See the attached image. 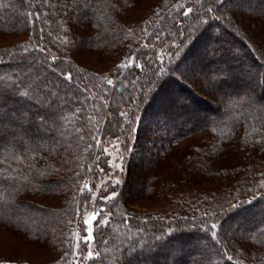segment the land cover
<instances>
[{
  "label": "trees",
  "instance_id": "trees-1",
  "mask_svg": "<svg viewBox=\"0 0 264 264\" xmlns=\"http://www.w3.org/2000/svg\"><path fill=\"white\" fill-rule=\"evenodd\" d=\"M0 264H264V0H0Z\"/></svg>",
  "mask_w": 264,
  "mask_h": 264
},
{
  "label": "rangeland",
  "instance_id": "rangeland-1",
  "mask_svg": "<svg viewBox=\"0 0 264 264\" xmlns=\"http://www.w3.org/2000/svg\"><path fill=\"white\" fill-rule=\"evenodd\" d=\"M199 69V68H197ZM199 80L201 81L203 78V73L200 72L198 70V72L196 73ZM178 100H182V97L179 96ZM99 148L102 150V152L107 156L108 159V164L111 167L110 170V175L105 176V177H101L100 180H98L95 184H93L92 187V197L95 196V192L96 189L99 185L110 182V183H117L120 181L121 179V171H122V157H121V145H120V141L117 138H105L99 141ZM136 151V147L131 145L129 147V151L128 153L135 154ZM139 183H140V179H134L132 181H130L129 184H131V186L133 188H138L139 187ZM92 185V182L89 181L88 186ZM98 217V213L97 212H90L87 213L84 216V221L86 223V235L84 237V240L86 242V251H85V256L88 257L90 255H94L96 253L95 250V244L93 242L92 239V231H93V227H94V221L95 219ZM103 219V218H101ZM15 246L12 245H3V247H5L6 249H11V248H15L14 250L16 251L17 248H19V245L13 241Z\"/></svg>",
  "mask_w": 264,
  "mask_h": 264
},
{
  "label": "snow or ice",
  "instance_id": "snow-or-ice-1",
  "mask_svg": "<svg viewBox=\"0 0 264 264\" xmlns=\"http://www.w3.org/2000/svg\"><path fill=\"white\" fill-rule=\"evenodd\" d=\"M109 83L111 84L112 82H111V81H109Z\"/></svg>",
  "mask_w": 264,
  "mask_h": 264
}]
</instances>
